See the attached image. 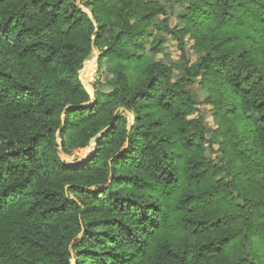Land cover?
Returning a JSON list of instances; mask_svg holds the SVG:
<instances>
[{"label": "trees", "instance_id": "obj_1", "mask_svg": "<svg viewBox=\"0 0 264 264\" xmlns=\"http://www.w3.org/2000/svg\"><path fill=\"white\" fill-rule=\"evenodd\" d=\"M166 2L0 0V264H264V0H185L179 30Z\"/></svg>", "mask_w": 264, "mask_h": 264}, {"label": "rangeland", "instance_id": "obj_2", "mask_svg": "<svg viewBox=\"0 0 264 264\" xmlns=\"http://www.w3.org/2000/svg\"><path fill=\"white\" fill-rule=\"evenodd\" d=\"M167 4L169 1L159 0ZM174 6H176V13L169 11L168 15L160 14L157 17L158 21H163L165 18H170V27L174 30H179L183 28V24L180 22L178 18V13L180 12L181 7H186L185 0H173ZM157 30H154V34H157ZM159 34H163L167 37V41L164 45V53L160 54L159 59L169 65L174 66L175 79L183 73V58L181 52L179 50V42L176 36H172L167 33V31L162 30L158 32ZM186 40V54L187 60H189L190 64L197 61L200 54L196 51L197 41L195 38L191 36H185ZM136 51L138 54H148L152 56V53L149 51L150 46L147 42H140L137 44ZM132 49V48H131ZM92 60H88L83 64L81 75L85 83L92 89V83L98 84H106L107 83V69L106 64L103 66L104 68H98V56L99 50L94 48L91 52ZM125 63V62H124ZM187 89L191 92L194 98L198 101L199 107L204 114L206 126L209 129L208 140L205 143L206 155L216 164L225 165V152L219 142L216 141L214 131L219 127L218 126V111L215 108V105L212 103L213 99L210 98V92L207 89H204L200 85V80H195L192 85L187 86ZM89 150L87 148L84 149H76L73 151L72 155H65L66 160L69 162L74 161L77 158H83L87 155Z\"/></svg>", "mask_w": 264, "mask_h": 264}, {"label": "water", "instance_id": "obj_3", "mask_svg": "<svg viewBox=\"0 0 264 264\" xmlns=\"http://www.w3.org/2000/svg\"><path fill=\"white\" fill-rule=\"evenodd\" d=\"M89 58H92L91 55L89 56Z\"/></svg>", "mask_w": 264, "mask_h": 264}]
</instances>
